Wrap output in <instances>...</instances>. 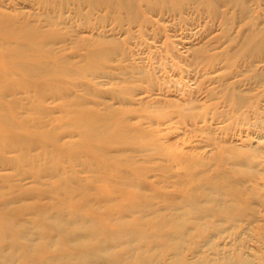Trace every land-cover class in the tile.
<instances>
[{
  "label": "rangeland",
  "instance_id": "rangeland-1",
  "mask_svg": "<svg viewBox=\"0 0 264 264\" xmlns=\"http://www.w3.org/2000/svg\"><path fill=\"white\" fill-rule=\"evenodd\" d=\"M0 88L9 264H264V0H0Z\"/></svg>",
  "mask_w": 264,
  "mask_h": 264
},
{
  "label": "bare ground",
  "instance_id": "bare-ground-1",
  "mask_svg": "<svg viewBox=\"0 0 264 264\" xmlns=\"http://www.w3.org/2000/svg\"><path fill=\"white\" fill-rule=\"evenodd\" d=\"M32 33H34V32H32ZM4 34V33H3ZM40 43V42H39ZM19 45V44H18ZM26 46V45H25ZM12 47V46H11ZM10 47V48H11ZM35 50V49H34ZM17 52V51H16ZM23 59V58H22ZM39 63H40V61H39ZM24 64H26V63H23V65L22 66H24ZM37 65V64H36ZM21 67V66H20ZM26 67H28V66H26ZM26 67H23V69L24 68H26ZM32 67V66H31ZM22 68V67H21ZM29 69H30V67H29ZM32 69V68H31ZM29 70V71H32V70ZM44 69V68H43ZM25 71V70H24ZM36 71H38V70H36ZM35 71V72H36ZM40 71V70H39ZM39 71L38 72H36V74L37 75H39L40 73H39ZM44 71V70H43ZM42 71V73L41 74H46L45 72H43ZM30 73V72H29ZM31 73H33V71L31 72ZM40 74V75H41ZM28 75V74H27ZM49 75H51V74H49ZM35 77H36V75H34ZM46 76V75H45ZM32 77H33V75H32ZM31 77V78H32ZM35 77H33V78H35ZM3 81H5V78H4V80ZM30 81V80H29ZM3 83V82H2ZM26 83V82H25ZM43 85V84H42ZM10 86V85H9ZM2 88V87H1ZM0 88V90H2ZM58 88V87H57ZM11 88H9V90H10ZM52 93V92H51ZM61 93V92H60ZM60 93H58V94H60ZM6 94V93H5ZM40 94V93H39ZM53 94V93H52ZM54 95V94H53ZM1 97V96H0ZM3 97V96H2ZM64 97V96H63ZM66 98V97H65ZM30 101V100H29ZM28 102V101H27ZM13 104V103H12ZM28 104V103H27ZM35 104V103H34ZM30 106H31V104H30ZM68 106V105H67ZM33 107H35V106H33ZM18 108V107H17ZM41 108V107H40ZM74 108V107H73ZM19 109H22V107L20 108L19 107ZM26 109V108H25ZM32 109V108H31ZM63 109H64V107H63ZM62 109V110H63ZM16 110V109H15ZM14 110V111H15ZM27 110V109H26ZM74 111V110H73ZM28 112H30V111H28ZM27 112V113H28ZM31 112H32V110H31ZM37 113V112H36ZM69 113V112H68ZM67 113V114H68ZM78 113V112H77ZM95 113V112H94ZM73 114V113H72ZM96 114V113H95ZM110 115V114H109ZM25 117V116H24ZM28 117V116H27ZM31 118V117H30ZM32 118H33V116H32ZM83 118V117H82ZM104 118V117H103ZM74 120V119H73ZM77 121H79V119H76ZM83 120V119H82ZM89 120V119H88ZM81 121V120H80ZM84 121V120H83ZM96 121V120H95ZM95 121H93V122H95ZM99 121V120H98ZM31 122V121H30ZM61 122V121H60ZM97 122V121H96ZM69 123V122H68ZM67 123V124H68ZM86 123V122H85ZM71 124V123H70ZM84 124V123H83ZM86 124H88V123H86ZM27 125V124H26ZM35 125V124H34ZM112 125V124H111ZM39 126V125H38ZM72 127H73V125H71ZM85 126V125H84ZM97 126H101V125H97ZM110 126V125H109ZM29 127H30V124H29ZM34 127V126H33ZM36 127V126H35ZM80 127V126H79ZM83 127V126H82ZM31 128V127H30ZM58 128V127H57ZM56 128V129H57ZM75 128H77V127H75ZM87 128V127H86ZM85 128V129H86ZM94 128V127H93ZM95 128H96V126H95ZM98 128V127H97ZM101 127H99V129H100ZM108 128V127H107ZM82 128L80 127V130H81ZM98 129V130H99ZM105 129V128H104ZM109 129V128H108ZM75 130V129H74ZM79 130V129H78ZM91 130H93V129H91ZM56 131V130H55ZM90 131V130H89ZM78 132V131H77ZM99 132V131H98ZM97 132V133H98ZM103 132H105V131H103L102 130V133ZM125 132V131H124ZM83 133H84V131H83ZM85 133H86V130H85ZM97 133H94L93 131H92V133L91 134H95L96 136L98 135ZM100 133V132H99ZM107 133V132H106ZM101 134V133H100ZM105 134V133H104ZM134 134V133H133ZM20 135V134H19ZM117 135V134H116ZM116 135H114V137L116 136ZM85 136V135H84ZM92 136V135H91ZM94 136V135H93ZM102 136H104V135H101V137ZM118 136V135H117ZM123 136H126V135H122V137ZM130 136V135H129ZM86 137V136H85ZM88 137V136H87ZM89 137H90V134H89ZM89 137H88V139H89ZM95 137V136H94ZM113 137V136H112ZM121 137V138H122ZM131 137V136H130ZM130 137H128V139L130 138ZM50 138V137H49ZM96 138V137H95ZM109 138V137H108ZM116 138V140L118 139V137H115ZM105 139V138H104ZM107 139V138H106ZM105 139V140H106ZM110 139V138H109ZM114 139V138H113ZM127 139V140H128ZM130 139H132V138H130ZM2 140H4V139H2ZM54 140V139H53ZM103 140V139H102ZM126 140V139H125ZM9 141H11V140H9ZM19 141V140H18ZM136 141V140H135ZM27 142V141H26ZM102 142V141H101ZM111 143H109V144H112V143H114V141L112 142V141H110ZM33 143V142H32ZM104 143V142H103ZM129 143V142H128ZM5 144V143H4ZM42 145H43V143H41ZM45 144H46V142H45ZM51 144V143H50ZM55 144V143H54ZM106 144V143H105ZM118 144H119V142H118ZM121 144V143H120ZM2 146V145H1ZM60 146H61V144H60ZM56 147V146H55ZM26 150H28V149H26ZM97 150V149H96ZM106 150V149H105ZM19 151V150H18ZM47 152H48V150H47ZM53 152V151H52ZM98 152H99V149H98ZM30 153V152H29ZM61 153V152H60ZM100 153V152H99ZM105 154V153H104ZM17 156H18V154H17ZM21 156V155H20ZM28 156V155H27ZM45 156V155H44ZM36 157V156H35ZM18 158V157H17ZM31 158V157H30ZM69 158V157H68ZM55 159V158H54ZM16 160H19V159H16ZM24 160V159H23ZM30 162H31V159L29 160ZM13 162V161H12ZM60 162V161H59ZM84 162V161H83ZM15 163V162H14ZM23 163V162H22ZM29 164V163H28ZM14 165H17L16 163L14 164ZM24 165V164H23ZM43 165V164H42ZM28 166V165H27ZM30 166V165H29ZM93 166V165H92ZM101 167H103V166H101ZM35 168V167H34ZM51 169V168H50ZM35 171H36V169H34ZM55 170H56V168H55ZM58 170V169H57ZM113 170V169H112ZM38 171V170H37ZM43 172V171H42ZM58 172V171H57ZM107 172V171H106ZM54 173V172H53ZM94 173V172H93ZM117 174V173H116ZM47 175H48V173H47ZM59 175H60V178H61V173H59ZM93 175V174H92ZM107 175V174H106ZM114 175V174H113ZM41 176V175H40ZM99 176V175H98ZM35 177H37V176H35ZM47 177H49V176H47ZM62 177H64V175H62ZM70 176H68V178H69ZM100 177V176H99ZM99 177H98V179H99ZM43 178V177H42ZM53 178V177H52ZM56 177H54L53 179H55ZM58 178V177H57ZM57 178H56V180H57ZM73 178V177H72ZM92 178V177H91ZM40 179H41V177H40ZM51 179V178H50ZM83 179V178H82ZM81 179V180H82ZM90 179V178H89ZM88 179V180H89ZM118 179V178H117ZM36 180V179H35ZM70 180V179H69ZM91 180V179H90ZM94 180V179H93ZM100 180V179H99ZM103 180H105V179H103ZM108 180V179H107ZM126 180V179H125ZM53 181H55V180H53ZM58 181V180H57ZM57 181H55V182H57ZM71 181V180H70ZM92 181V180H91ZM95 181V180H94ZM113 181V180H112ZM111 181V182H112ZM97 182V181H96ZM51 183V182H50ZM37 184H38V182H37ZM41 184V183H40ZM44 184H46V183H44ZM115 184V183H114ZM125 184H127V183H125ZM43 185V184H42ZM47 185V184H46ZM81 185V184H80ZM83 185V184H82ZM121 185V184H120ZM45 186V185H44ZM48 186V185H47ZM47 186H46V188H47ZM122 187L123 186H125L124 184L123 185H121ZM130 186V185H129ZM129 186L127 185L126 187H128V189H129ZM50 187V186H49ZM61 187V186H60ZM70 187V186H69ZM69 187H67V188H69ZM84 187V186H83ZM131 187H132V185H131ZM130 187V188H131ZM138 187V186H137ZM140 187V186H139ZM41 188V187H40ZM53 188V187H52ZM63 189H64V186L62 187ZM135 188H136V186H135ZM134 187L132 188L133 190L135 189ZM49 189V188H48ZM57 189V188H56ZM59 189V188H58ZM75 189V188H74ZM137 189V188H136ZM135 189V190H136ZM37 190V189H36ZM61 190V189H60ZM82 190V189H81ZM123 190V189H122ZM130 190V189H129ZM54 191H56V190H54ZM73 191V190H72ZM138 191V190H137ZM136 191V192H137ZM57 192V191H56ZM132 192V191H131ZM21 193V192H20ZM55 193V192H54ZM117 192H115V194H116ZM22 194V193H21ZM46 194V193H45ZM71 194V193H70ZM36 195H40V194H36ZM54 195V194H53ZM80 195V194H79ZM135 195V194H134ZM50 196V195H49ZM77 197V196H76ZM80 197V196H79ZM141 197V196H140ZM14 198V197H13ZM52 198V197H51ZM145 198V197H144ZM109 199V198H108ZM143 199V198H142ZM51 200V199H50ZM49 200V201H50ZM53 200V199H52ZM72 200V199H71ZM86 200V199H85ZM99 200V199H98ZM139 200V199H138ZM61 202V201H60ZM68 202V201H67ZM70 202V201H69ZM129 202V201H128ZM148 202V201H147ZM63 203H64V201H63ZM63 203H62V205H63ZM106 203V202H105ZM134 204V203H133ZM136 204H137V202H136ZM139 204V203H138ZM143 204V203H142ZM5 205H6V203H5ZM52 205V204H51ZM140 205V204H139ZM144 205V204H143ZM7 206V205H6ZM65 206H66V204H65ZM87 206V205H86ZM85 206V207H86ZM3 207H5V206H3ZM116 207H118V206H116ZM134 207V206H133ZM137 207H138V205H137ZM8 208V207H7ZM53 208H54V206H53ZM56 208V207H55ZM54 208V209H55ZM115 208V207H114ZM15 209V208H14ZM57 209H59V210H61V208H57ZM71 209H73V207L71 208ZM81 209V208H80ZM67 210H69L68 208H67ZM83 210V209H82ZM74 211V210H73ZM143 211V210H142ZM87 212V211H86ZM85 212V213H86ZM1 213V212H0ZM57 213V212H56ZM54 214L53 216H49L48 215V217L46 216L47 214H45L44 216H46V218H44V220H46V219H48V220H51L52 218H54L55 220H57V224H56V226H53V228H52V230L54 231V232H59V231H62V233L63 232H65V228L63 229V227L61 228L60 227V225L63 223H61V224H59V222L61 221V219L63 218L62 217V215H63V213H62V211L60 212V213H57V214ZM136 213H138V212H136ZM141 213V212H140ZM35 214V213H34ZM64 214H66V213H64ZM68 214V213H67ZM69 214H71V213H69ZM37 215V214H36ZM76 215V214H75ZM56 218H55V217ZM69 216V215H68ZM78 216V215H77ZM117 216V215H116ZM118 216H119V214H118ZM62 217V218H61ZM67 217V216H66ZM65 217V218H66ZM120 217V216H119ZM12 218V217H11ZM67 218H69V217H67ZM113 218H115V217H113ZM117 218V217H116ZM142 218V217H141ZM157 218V217H156ZM73 219H75V217L73 218ZM118 219V218H117ZM155 219V218H154ZM19 220V219H18ZM70 220V219H69ZM78 220H79V218H78ZM118 220H120V219H118ZM5 222L4 223H0V232H1V230H3V229H5V225H6V223H7V221L6 220H4ZM59 221V222H58ZM63 221V220H62ZM71 221H73V220H71ZM77 221V220H76ZM82 221V220H81ZM147 221V220H146ZM8 222H9V220H8ZM11 222V221H10ZM65 222V221H64ZM160 222V221H159ZM158 223V222H157ZM170 223V222H169ZM10 224V223H9ZM52 224H53V222H52ZM54 224V225H55ZM16 225V224H15ZM37 225V224H36ZM68 225V224H67ZM66 225V226H67ZM72 225H73V223H72ZM75 225V224H74ZM83 226H84V223L82 224ZM126 225V224H125ZM62 226V225H61ZM65 226V227H66ZM26 227V226H25ZM39 227V226H38ZM68 227V226H67ZM66 227V228H67ZM76 227H78V225L76 224ZM76 227H74V228H76ZM22 228H24V227H22ZM7 229V228H6ZM10 229H11V227H10ZM26 229V228H25ZM39 229H40V227H39ZM49 229V228H48ZM83 229V228H82ZM92 229V228H91ZM153 229V228H152ZM12 230V229H11ZM17 230V229H16ZM24 230V229H23ZM79 230H81V228L79 229ZM78 230V231H79ZM15 230L13 229V232H14ZM48 231V230H47ZM72 231V230H71ZM76 231V230H75ZM86 231V230H85ZM18 232V231H17ZM112 232V231H111ZM163 232V231H162ZM15 233H16V231H15ZM53 233V232H52ZM18 234V233H17ZM40 234V233H39ZM56 234V233H55ZM65 234H67V236H68V239H66V238H64V237H61V238H63V240L64 239H66L65 240V242H64V244L66 243V244H68V245H70L71 247H72V250H73V254L71 255V257L69 258V259H67V256H66V260H64L63 262V264H104L105 263V261H106V257L104 256V254L106 253V250H108V249H110L111 250V248L112 247H117V246H119V244L120 243H122L121 241H119V237L117 236V235H119V232L117 233L116 232V238H111L110 239V243H106L108 246H110V248L109 247H106V248H104V247H101V248H99V249H97V251L96 252H101V255L100 254H97L96 255V253H95V249H80L81 248V246L82 245H84V246H86L87 244L83 241L84 239L83 238H79V237H77V236H75L74 235V231H72V232H65ZM99 234H101V233H99ZM114 234V233H113ZM137 234V233H136ZM52 235V234H51ZM129 235V234H128ZM5 236V235H4ZM16 236V235H15ZM18 236V235H17ZM42 236V235H41ZM46 236V235H45ZM53 236V235H52ZM60 236V235H59ZM79 236V235H78ZM83 236V235H82ZM141 236H144V235H142L141 234ZM19 237V236H18ZM39 237H40V235H39ZM48 237V236H47ZM46 237V238H47ZM56 238H57V236H55ZM118 237V238H117ZM7 238V237H6ZM49 238V237H48ZM60 238V237H59ZM144 238H145V236H144ZM165 238V237H164ZM1 239H4V238H1ZM24 239V238H23ZM41 239V238H40ZM49 239H51V237L49 238ZM58 239V238H57ZM56 239V240H57ZM89 239H90V237H89ZM166 239V238H165ZM25 240V239H24ZM42 240H45L44 238H42ZM55 240V239H54ZM53 239H52V243H53V241H54ZM62 239H61V241H63ZM132 240V239H131ZM130 240V241H131ZM141 240V239H140ZM143 240V239H142ZM1 241V240H0ZM28 242V241H27ZM46 243H47V241H45ZM57 242H58V240H57ZM57 242H55V244H53V245H55L56 246V243ZM125 242V241H124ZM123 242V243H124ZM135 242V241H134ZM133 242V243H134ZM103 243V242H102ZM147 243V242H146ZM28 244V243H27ZM132 244V243H131ZM153 244V243H152ZM26 245V244H25ZM124 245V244H123ZM145 246V245H144ZM170 246H171V244H170ZM0 247H1V242H0ZM30 247V246H29ZM67 247V246H66ZM152 247H154V246H152ZM151 247V248H152ZM23 248V247H22ZM25 249V248H24ZM28 249V248H27ZM69 248H67V250H68ZM80 249V250H79ZM114 249V248H113ZM65 250H66V248H65ZM66 250V254H68L67 251ZM110 250H108V251H110ZM132 250V249H131ZM137 249H135V251H136ZM144 250V249H143ZM70 251V250H69ZM134 251V252H135ZM138 251V250H137ZM65 252V251H64ZM112 252V251H111ZM139 252V251H138ZM147 252H149V251H147ZM152 252V251H151ZM22 253V252H21ZM70 253V252H69ZM130 253V252H129ZM132 253V252H131ZM137 253V252H136ZM144 253V252H143ZM143 253L141 254V255H143ZM150 253V252H149ZM25 254V253H24ZM145 254V253H144ZM14 255L15 254H12V255H5L4 256V254L3 253H0V259H2V258H4V259H2L3 261L2 262H4V263H2V264H9V261L12 259V257H14ZM125 255H127V254H125ZM125 255H123V256H125ZM16 256V255H15ZM22 256V255H21ZM61 255H59L58 257H60ZM122 256V255H121ZM134 256H135V254H134ZM54 257V256H53ZM57 257V256H56ZM63 257H64V255H63ZM119 257V256H118ZM131 257V256H130ZM133 257V256H132ZM145 257V256H144ZM148 257V256H147ZM114 258V257H113ZM60 259V258H59ZM59 259H58V261H59ZM63 259H65V258H63ZM121 259V258H120ZM124 259V258H123ZM132 259H134V258H132ZM136 259H138V258H136ZM174 259V258H173ZM51 259H49V262H51L50 261ZM128 260V259H127ZM148 260V259H147ZM25 261V260H24ZM55 261V260H54ZM53 261V258H52V262L51 263H53L54 262ZM108 261V260H107ZM106 261V262H107ZM110 261V260H109ZM108 261V262H109ZM117 261H119L118 259H117ZM131 261H133V260H130V262ZM135 261V260H134ZM133 261V262H134ZM14 262H15V259H14ZM14 262H12V263H14ZM56 262V261H55ZM54 262V263H55ZM62 261H60V263H61ZM121 262H123V260L121 261ZM130 262H128V263H130ZM137 262V261H136ZM140 262V261H139ZM152 262L154 263V261L152 260ZM151 262V263H152ZM176 262V261H175ZM25 263V262H24ZM53 263V264H54ZM58 263V262H57ZM120 263V262H119ZM138 263V262H137ZM182 263V262H181ZM33 264V263H32ZM49 264V263H48ZM111 264V263H110ZM115 264H117V263H115ZM121 264V263H120ZM135 264V263H134ZM143 264V263H142Z\"/></svg>",
  "mask_w": 264,
  "mask_h": 264
}]
</instances>
